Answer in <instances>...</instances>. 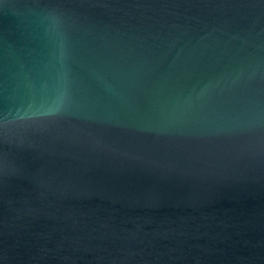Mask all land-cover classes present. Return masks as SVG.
I'll use <instances>...</instances> for the list:
<instances>
[{"label": "water", "instance_id": "1", "mask_svg": "<svg viewBox=\"0 0 264 264\" xmlns=\"http://www.w3.org/2000/svg\"><path fill=\"white\" fill-rule=\"evenodd\" d=\"M0 264H264V0H0Z\"/></svg>", "mask_w": 264, "mask_h": 264}]
</instances>
